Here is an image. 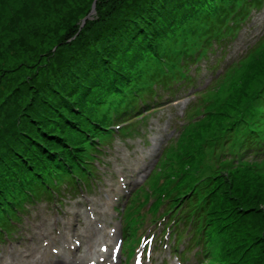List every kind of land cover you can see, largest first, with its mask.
Returning <instances> with one entry per match:
<instances>
[{"label":"trees","instance_id":"obj_1","mask_svg":"<svg viewBox=\"0 0 264 264\" xmlns=\"http://www.w3.org/2000/svg\"><path fill=\"white\" fill-rule=\"evenodd\" d=\"M230 1L232 0H99L96 5L97 14L62 49L63 54L77 53L74 56L79 63H72V66L66 67L67 71L80 65V62L81 68L76 67L77 72L68 77L65 85L50 88V96L44 92L45 86L39 87V101H33L39 112L36 118L28 114L32 119L23 124L20 114L0 131V209L15 200L12 196L14 192L24 191L32 183L33 189L45 188L42 178L46 177L45 173L51 175L54 172V163L60 162L64 167L71 154L78 156L80 147L73 144L70 137L75 132L85 134L80 129L82 119L87 113L100 108L109 96L120 95L129 85L132 75L137 79L143 69L142 62L147 58L157 57L161 45L170 38L168 36L174 29L192 21V26H203L200 36L194 34L201 42L199 48L203 49L213 43L222 47L227 41L220 33L228 34L224 30L235 25L241 16L247 15V8L257 10L262 2L234 0L240 1L239 8L235 11V5L230 6ZM26 3L24 0H0V7H10V15L21 12L15 23L21 17L29 19L32 7ZM225 19L228 22L225 23ZM199 42L195 44H200ZM195 53L197 55L198 52ZM256 54L255 51L251 53V61H261L250 65L242 78L241 87L233 89L224 107L210 119L219 122L226 120L225 130L235 125L239 115L243 116L255 106H264V87L252 95V88L249 89L250 78L253 79L264 70V57L262 53ZM58 56L59 59L63 58L60 54ZM168 60L163 55L160 58V62L169 63ZM149 78L159 79L161 76L156 73ZM245 92L247 96L243 95ZM79 113L82 119L78 122L76 115ZM96 129L91 128V132ZM241 138L245 142L252 139V136L243 133ZM55 167L61 170L60 167ZM234 174L218 172L212 176L213 183L209 187V191L212 189V197L207 199L205 214L210 227H217L218 231L224 229L221 243L226 248L225 254L233 253V257H238L236 255L243 249L248 250L249 260L252 262L244 264H262L264 247L259 244L264 233H251L247 218H253L254 225L259 222L258 218L261 220L256 213L258 208L254 205L264 201V175L261 179H247L245 184H240ZM35 181L40 183L34 184Z\"/></svg>","mask_w":264,"mask_h":264},{"label":"rangeland","instance_id":"obj_2","mask_svg":"<svg viewBox=\"0 0 264 264\" xmlns=\"http://www.w3.org/2000/svg\"><path fill=\"white\" fill-rule=\"evenodd\" d=\"M24 1L27 2V6L32 7L29 12L30 17L29 19L21 17L20 20L15 23V19L21 14V12L17 11L13 15H10V7L7 9H1L0 7V131L4 130L20 114V117L22 118L21 122L23 124H27L31 121L32 118L28 116V114H31L32 117L36 118V115H39V112L37 106L34 105L35 103L33 104V101H39V87L42 85L43 87L45 86L44 92L50 96V88L56 89L63 84L65 85L68 77L77 72L76 67L81 68L80 66L82 63L80 62V65L71 67V71H67L66 67L72 66V63H79L77 57L74 56L77 55V53L73 52L69 54L66 52L63 54L62 49L67 43L73 41L84 25L92 20L97 14L96 5L99 0H96L94 4L93 2L95 0ZM239 3L240 1L235 2L232 0L229 5L231 6L234 4V10L236 11L237 8H239ZM92 6L94 7L92 8ZM192 25L193 22L189 21L184 26H179L176 30L174 29L173 33L168 36L170 38L166 41L167 44L165 42V44L161 45L159 53L165 51L168 55H171L173 59H177V54H179V61L181 60V53H193L194 48L192 45L199 42L198 37L194 36V34L200 36L203 31V26L200 24L195 26ZM263 33L264 9L261 13L255 15L251 24L247 26V31L241 35L240 42L234 48L235 51L232 55H229L230 58H235L238 54L242 53L238 57L237 62L235 59L228 61L226 65L228 68L227 75H225V70L222 67L215 72L203 69L201 71V76L197 77L196 82V86L200 87L193 93L188 92L184 95V100L186 101L184 107L182 106V102H179V104L176 103L165 110L149 114L134 128L136 132L132 133L130 139H128L129 141L125 144H118L116 146V151L111 150L106 152L105 156L102 157L103 177L101 184H99L101 187H96V189L89 193L90 197L88 200L92 202L93 207L99 209L104 202L110 200L111 194L113 193L114 197H121L120 192L117 190L115 192L111 191L112 189H116V187H104L107 186L106 184L108 181L114 182L115 175L117 176L121 174L119 173L121 170L127 172L124 168H127L129 172H131V176L127 175V178L131 180L133 188L136 185H143L140 182H137L135 178H132L133 171H131V167H136V165L143 167L145 165L143 164L144 160H141L140 162L138 160V155L141 151H144L146 154L145 161L147 169L151 170L153 173L150 177L148 175L143 183L145 184V181L149 177L146 185H148V188L150 185V189L154 190L155 188L166 184L170 180L171 167H177L178 160H175V155L171 156L169 154L167 159L163 158L161 160L160 165L157 163V159L161 157L163 150H165L170 142L175 140L176 146H174V150H176V153L172 152V154H176L177 158L179 157L180 162L184 161L186 156L187 161L185 167L187 171H189L195 165L194 160L191 157V151L197 145L196 138H194L195 133H200V142L203 144L208 143V141L213 138L219 139L225 137L224 135L226 134V131L224 130V126L226 125V122H222L220 126L214 124L212 127L206 128L201 124L204 119V115L202 114L212 108L215 109L220 102L226 101L228 93L241 86L242 78L247 73L250 65H256V63L261 61H251L252 59L248 53L254 49L257 53L256 55L262 53V56L264 57V35L261 38L263 43L255 47L257 39ZM199 43L201 44V42ZM59 54L63 58L59 59ZM145 63V68L142 69L141 72H146L147 70L151 73L152 69H159L156 59H152ZM211 74L220 77L219 81L210 83L206 76H210ZM250 80L249 89L254 88L258 90L261 87H264V70L256 74L253 79L250 78ZM210 86H214L212 91L204 94L202 98V94ZM53 93L56 94L55 92ZM198 93L201 94L194 99H188L192 95ZM243 95L247 96V92ZM176 97L178 96H175L173 99H176ZM198 100H200L201 107L189 112L186 107L191 103L195 104ZM110 101H112V99H108V102ZM111 107L112 105L110 104L106 108L108 110V108ZM102 111L105 113V107L101 108L97 115H100ZM182 111H185L184 117H182ZM154 118L156 119L154 120ZM81 119L82 117H80V113L76 115V121L79 122ZM163 120L166 121L162 122ZM150 121L151 124L155 125L152 128L147 126V123ZM168 130L169 135H167ZM191 136L192 138L190 139ZM169 137L171 138L169 139ZM195 149L199 150L200 146L197 145ZM201 155L202 157L198 158V162L195 165L196 170H198L201 175L206 173L209 174L210 171L214 173L221 172V174L225 172L234 174L236 172L234 176L237 178L236 181L240 182V184H245L247 179H261L264 175V170L261 172H255L253 170L239 168L236 166L237 162L235 161L228 167L221 165L216 167L209 162L210 158L217 159L216 154L202 151ZM256 160L263 162L264 156L258 157ZM227 168L230 170H226ZM191 172H194V170ZM194 181L195 178L188 180L187 182L192 184ZM152 192L153 191H151V193L148 192V200H151L150 208L157 206L155 194ZM146 193L147 192H144L143 189L140 196H144ZM127 197H129V195H127ZM86 202L87 198L82 200L79 197L74 200H66L62 206H67L64 209V215L67 216L72 212L79 211L80 218L86 219L83 208ZM115 203H117L118 206L121 205V207L125 204L124 200ZM107 205H109V203H107ZM254 206L258 208L256 209V213L260 215L261 220L258 218L259 222L254 225V219L250 217L247 218L248 229L251 233H259V235H262L264 233V201L262 200L259 204ZM160 207L167 209L169 205L162 203L157 206L155 211H159ZM162 211L163 209H161L160 212ZM259 211L261 212L259 213ZM256 213L254 212L255 215H257ZM77 217L78 216H73L69 221L73 223ZM159 221L161 224L167 222L165 219L161 220V218ZM228 221H230V217ZM75 223L76 222H74V224ZM117 224H119V222H117ZM80 229L88 231L92 229V226L87 225L83 220ZM210 229L213 230L212 239L217 247L216 250L214 248L216 260H221L224 264H232L234 263V259L237 260L241 256L239 258V263L237 264H244V262L248 261L252 262L249 260L251 258L248 255L250 252L248 250L246 251L243 249L241 253L236 255L238 257H233V253L224 254L226 248L223 246V243H221V239H223L222 235L225 232L224 229L219 233L221 236L220 238L214 237V234L218 233L217 227H210ZM262 238L263 240H261L259 245L264 247V237ZM212 250L213 249L210 251ZM168 253V250H166L161 254V258L167 256ZM2 256L3 255L1 254L0 262ZM261 262L264 264V254ZM191 263H193V260H191ZM208 263L212 264V261H208ZM170 264L172 263L170 262Z\"/></svg>","mask_w":264,"mask_h":264},{"label":"water","instance_id":"obj_3","mask_svg":"<svg viewBox=\"0 0 264 264\" xmlns=\"http://www.w3.org/2000/svg\"><path fill=\"white\" fill-rule=\"evenodd\" d=\"M96 2V0L93 2V4ZM94 6H92V8H93Z\"/></svg>","mask_w":264,"mask_h":264}]
</instances>
